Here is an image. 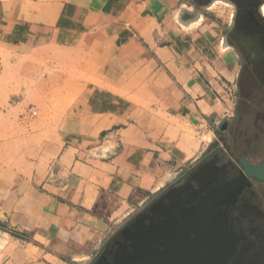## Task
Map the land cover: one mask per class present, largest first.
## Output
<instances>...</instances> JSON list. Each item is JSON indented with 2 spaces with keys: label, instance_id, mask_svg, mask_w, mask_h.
<instances>
[{
  "label": "crops",
  "instance_id": "1",
  "mask_svg": "<svg viewBox=\"0 0 264 264\" xmlns=\"http://www.w3.org/2000/svg\"><path fill=\"white\" fill-rule=\"evenodd\" d=\"M188 5L0 0V264L88 260L210 149L239 66Z\"/></svg>",
  "mask_w": 264,
  "mask_h": 264
},
{
  "label": "rangeland",
  "instance_id": "2",
  "mask_svg": "<svg viewBox=\"0 0 264 264\" xmlns=\"http://www.w3.org/2000/svg\"><path fill=\"white\" fill-rule=\"evenodd\" d=\"M187 2L195 12L204 14L212 24L219 26L225 38L224 43L232 46L235 51L241 71V74L238 72L236 78H231L232 82L224 87L227 94L226 100L223 101L225 110L221 115L215 114L210 118V130H214V137L210 138L211 147L197 160L174 170L176 176L160 191L137 206L126 218L108 226L109 231L97 244L92 255L78 264L98 262L99 258L113 247L115 241L121 240L122 231L128 225L143 216L159 214L163 208L158 209L159 203L165 206L175 200L191 199L192 190L200 186L195 180L197 174L202 172L204 179L208 178V173L217 169L219 163L226 159L241 171L239 159L242 156L248 155L258 160L264 153V42H261L260 34L255 35L238 25V5L235 0ZM254 14L264 22V0H259ZM7 242L0 231V259L3 257V249L5 251L11 247L6 246ZM262 248L263 250L258 252L259 259L264 254V247Z\"/></svg>",
  "mask_w": 264,
  "mask_h": 264
},
{
  "label": "flooded vegetation",
  "instance_id": "3",
  "mask_svg": "<svg viewBox=\"0 0 264 264\" xmlns=\"http://www.w3.org/2000/svg\"><path fill=\"white\" fill-rule=\"evenodd\" d=\"M235 2L238 5V25L255 35L260 34L261 42H264V22L254 14L259 0H235ZM239 72L241 74V71ZM240 172L239 167L232 165L230 160L226 159L220 162L219 167L215 170L212 169L208 173V178H205L199 187L192 190L191 199L175 200L168 202L165 206L159 203L158 209L163 207L159 214L149 216V218L143 216L130 226L128 225L122 231L121 240L115 241L113 247L107 250L95 264H142L143 259L146 262V260L152 259L150 256L155 255H158L156 257L157 264H161V262L163 264L166 262L189 264L190 261L194 264V260L198 257L194 259L189 256L190 259L188 258V254L193 250L192 246L202 253L209 242L216 243L212 252H216V255L219 256L220 260L217 264H264V254L262 258L258 257L259 250H263L262 247H264L263 181L249 178L240 189L231 193L227 202L217 206V211L208 209L207 214L212 213L213 215L209 228L205 225L208 233L204 229L200 234H196L194 230L197 226L193 223H188L186 226L183 224L172 225L171 223L179 221L181 212H187L191 207L197 205L202 198L211 194L214 188L222 187L231 180L239 178ZM167 208L170 209L166 210ZM163 210L168 212L161 214ZM169 227H173L175 235H179L183 239L170 241V243H162L158 240L149 248L142 247V244L148 242L147 232H151L152 229ZM186 230L187 232H185ZM168 245L171 248L167 247ZM167 249L173 252V256L161 261L163 259L160 253ZM209 250L207 249V251ZM203 258L201 259L202 263Z\"/></svg>",
  "mask_w": 264,
  "mask_h": 264
},
{
  "label": "water",
  "instance_id": "4",
  "mask_svg": "<svg viewBox=\"0 0 264 264\" xmlns=\"http://www.w3.org/2000/svg\"><path fill=\"white\" fill-rule=\"evenodd\" d=\"M239 164L241 166V172H240L239 178L231 180L229 183L225 184L222 187L214 188L211 194H209L205 198H202L197 203V205L191 207L187 212L186 211L181 212L180 220L176 222H171L172 225L183 224L184 226H186L188 223L189 224L193 223L195 224V226H197L194 232L196 234H200L202 231H204V229H206L207 226H208L207 228H209V223L213 216L212 213L210 215L209 213L207 214L206 211L208 209H212V211H217V206L224 202H227L232 195L231 193L234 192L235 190L240 189L242 185L247 183L249 178L264 182V153L262 154V157L258 160L252 159L248 155L242 156L239 159ZM203 175L204 173L202 172L197 174V177L195 178V180L198 182V185H201V182L205 180ZM166 212L168 211L165 210L162 212V214L163 213L166 214ZM146 217L149 218V216H146ZM201 226H204V228L200 229ZM185 232H187V230ZM208 232L209 231L206 229V233ZM146 236H147L148 242L142 244V247L144 248L151 247V245L154 244V242H157L158 240L161 241L162 243H166V242L170 243V241H176L182 238V237H179V235H175V230L173 229V227L163 228V229H152L151 232L146 233ZM142 240L141 242H143ZM167 247L171 248L170 245H168ZM215 247H216V243L209 242L208 246L204 248L202 253H200L199 251L195 249V246H192L193 250L188 254V258L189 256L193 257L194 259L198 257L196 260H194V264H203V263L204 264H217V262L220 259H219L218 254L216 255V252L215 253L212 252V249H214ZM207 249H210V250L207 251ZM172 253L173 252L170 249H167L164 252L160 253V256L163 259L161 261H164L165 259H169L170 256H173ZM157 256L158 255L150 256L152 257L151 260H146L145 262L143 259L141 262L142 264L144 263L145 264H157V261H156ZM203 257L205 258V262H204ZM199 258H200V261H198ZM202 258H203V263L201 260ZM161 264H163V262H161ZM166 264H169V262H166ZM189 264H192V262L190 261Z\"/></svg>",
  "mask_w": 264,
  "mask_h": 264
},
{
  "label": "trees",
  "instance_id": "5",
  "mask_svg": "<svg viewBox=\"0 0 264 264\" xmlns=\"http://www.w3.org/2000/svg\"><path fill=\"white\" fill-rule=\"evenodd\" d=\"M256 180V179H255Z\"/></svg>",
  "mask_w": 264,
  "mask_h": 264
}]
</instances>
